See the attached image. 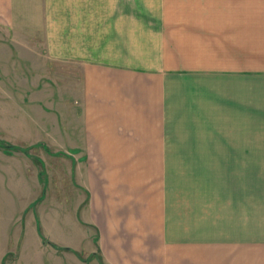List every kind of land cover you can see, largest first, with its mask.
Masks as SVG:
<instances>
[{
	"label": "crops",
	"instance_id": "obj_1",
	"mask_svg": "<svg viewBox=\"0 0 264 264\" xmlns=\"http://www.w3.org/2000/svg\"><path fill=\"white\" fill-rule=\"evenodd\" d=\"M17 15L25 35L40 33L51 58L77 69L86 132L100 140L99 181L108 195H119L123 183L132 194L133 182L148 177L139 173L141 149L124 146L122 135H264V0H0L4 25ZM208 152L211 166L235 170L234 188L212 202L230 210L176 222L160 212L148 235L162 244L140 246L134 258L264 264V200L253 212L251 151ZM110 246L117 261L109 246H102L105 258L121 264L123 246Z\"/></svg>",
	"mask_w": 264,
	"mask_h": 264
},
{
	"label": "rangeland",
	"instance_id": "obj_2",
	"mask_svg": "<svg viewBox=\"0 0 264 264\" xmlns=\"http://www.w3.org/2000/svg\"><path fill=\"white\" fill-rule=\"evenodd\" d=\"M19 25L18 15L12 26L0 21V143L16 147H0V264H113L102 246L116 262L115 242L123 246L121 264H149L134 257L140 246L162 244L148 235L160 212L176 222L230 210L213 203L234 188L235 170L206 162L211 150L251 151L252 211L259 210L264 135H122L124 146L141 149L139 173L148 177L133 182L132 194L123 183L119 195H108L99 181L100 140L86 132L77 69L51 58L44 37L25 35Z\"/></svg>",
	"mask_w": 264,
	"mask_h": 264
},
{
	"label": "trees",
	"instance_id": "obj_3",
	"mask_svg": "<svg viewBox=\"0 0 264 264\" xmlns=\"http://www.w3.org/2000/svg\"><path fill=\"white\" fill-rule=\"evenodd\" d=\"M0 147L9 148V150H12V149H15L16 148V147H7V146L2 145L1 143H0ZM21 150H23V149H21Z\"/></svg>",
	"mask_w": 264,
	"mask_h": 264
}]
</instances>
